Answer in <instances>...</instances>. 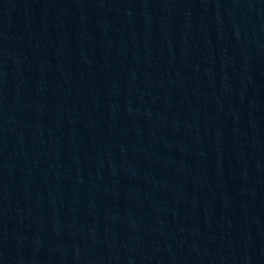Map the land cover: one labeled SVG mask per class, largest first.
I'll return each mask as SVG.
<instances>
[{"label": "water", "instance_id": "95a60500", "mask_svg": "<svg viewBox=\"0 0 264 264\" xmlns=\"http://www.w3.org/2000/svg\"><path fill=\"white\" fill-rule=\"evenodd\" d=\"M0 264H264V0H0Z\"/></svg>", "mask_w": 264, "mask_h": 264}]
</instances>
